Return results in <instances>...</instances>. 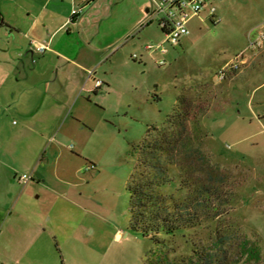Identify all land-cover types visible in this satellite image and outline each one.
Segmentation results:
<instances>
[{
	"label": "rangeland",
	"instance_id": "1",
	"mask_svg": "<svg viewBox=\"0 0 264 264\" xmlns=\"http://www.w3.org/2000/svg\"><path fill=\"white\" fill-rule=\"evenodd\" d=\"M212 1L218 21L202 13L189 23L190 35L180 45L163 44L166 55L144 51L164 42L152 15L121 39L117 65L103 68L115 88L100 100L106 123L84 138L89 144L83 154L75 139H56L40 169L47 182L34 177L25 185V214L50 232L48 244L28 264H161L168 247L131 230L127 184L148 129L165 125L184 90L206 109L198 116L201 150L227 202L219 219L188 236L202 252L205 246L225 252L222 264H264V46L249 48L250 39L264 31V0ZM0 8V23L2 17L27 21L16 3L0 0ZM9 29H0V38H20L17 28L12 34ZM125 29L110 28L108 43ZM151 31L162 36L161 44ZM244 51L246 64L234 74L230 65L240 63ZM134 54L144 56L135 60ZM175 241L178 257H189L192 243Z\"/></svg>",
	"mask_w": 264,
	"mask_h": 264
},
{
	"label": "crops",
	"instance_id": "2",
	"mask_svg": "<svg viewBox=\"0 0 264 264\" xmlns=\"http://www.w3.org/2000/svg\"><path fill=\"white\" fill-rule=\"evenodd\" d=\"M8 1L18 4L27 21L12 23L2 17L0 23V29L8 27L10 34L17 28L20 37L0 38V264H28L48 244L50 232L25 214V185L34 177L39 183L47 182L40 169L56 139H75L83 154L89 144L84 138L106 123L100 100L115 88L103 68L108 62L117 65L121 39L143 26L147 15H152L153 3L24 0L21 5L19 0ZM75 8L81 12L72 17ZM118 26L127 31L108 43L110 28ZM148 34L161 44L160 34ZM36 45L44 46V51ZM144 51L151 52L146 47ZM96 80L103 85L96 88ZM24 170L30 173L28 181L21 179ZM33 247H38L37 254L31 253Z\"/></svg>",
	"mask_w": 264,
	"mask_h": 264
},
{
	"label": "trees",
	"instance_id": "3",
	"mask_svg": "<svg viewBox=\"0 0 264 264\" xmlns=\"http://www.w3.org/2000/svg\"><path fill=\"white\" fill-rule=\"evenodd\" d=\"M189 97L184 90L165 125L150 127L139 147L138 161L127 184L130 227L168 247L161 264H222L225 252H215L212 246H205L202 252L196 248L201 245L188 236L190 231L204 229L206 222L219 219L221 208L227 204L201 150L198 116L206 109L200 100ZM177 238L192 243L189 257H178Z\"/></svg>",
	"mask_w": 264,
	"mask_h": 264
},
{
	"label": "built area",
	"instance_id": "4",
	"mask_svg": "<svg viewBox=\"0 0 264 264\" xmlns=\"http://www.w3.org/2000/svg\"><path fill=\"white\" fill-rule=\"evenodd\" d=\"M153 10L152 18L155 20L159 28L163 31L165 39L161 45H147L146 50L159 52L161 55L168 54V49L163 44L177 46L181 43V39L190 35L189 23L198 18L204 12H208L209 16L214 22H217L216 13L217 9L212 0H152ZM81 12L80 9L72 10V17L77 16ZM264 46V31L259 32L256 38L249 41L250 49H261ZM39 52H43L45 47L36 45ZM246 52L238 55L240 63L230 65L231 72H237L240 66L245 63ZM133 59L137 60L139 56L134 54ZM241 60V61H240ZM160 66L165 65V61H159ZM229 73V69H221L219 72V79L224 80ZM93 72H90L92 75ZM103 85L102 80H96L95 87L99 88ZM23 181H28L30 176L27 174L22 175Z\"/></svg>",
	"mask_w": 264,
	"mask_h": 264
}]
</instances>
